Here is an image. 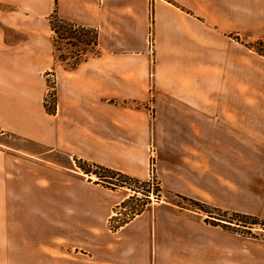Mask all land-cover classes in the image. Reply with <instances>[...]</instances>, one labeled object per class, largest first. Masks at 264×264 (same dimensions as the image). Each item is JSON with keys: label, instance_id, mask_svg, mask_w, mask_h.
Instances as JSON below:
<instances>
[{"label": "crops", "instance_id": "obj_1", "mask_svg": "<svg viewBox=\"0 0 264 264\" xmlns=\"http://www.w3.org/2000/svg\"><path fill=\"white\" fill-rule=\"evenodd\" d=\"M53 13L98 53L58 60ZM261 37L264 0H0V264H264V238L170 201L110 227L128 188L76 165L264 221V81L240 79Z\"/></svg>", "mask_w": 264, "mask_h": 264}, {"label": "trees", "instance_id": "obj_2", "mask_svg": "<svg viewBox=\"0 0 264 264\" xmlns=\"http://www.w3.org/2000/svg\"><path fill=\"white\" fill-rule=\"evenodd\" d=\"M50 28L53 31V47L55 57L62 62H66L68 64V67H75L87 55H96L98 53V50L96 49L97 32L94 28L64 21L59 18L55 13H53L50 17ZM86 33H90V36L87 37ZM56 38H59L60 40L73 41L71 44L76 45L78 48L74 52H72L71 55H69V53L67 52L60 51L55 45ZM261 42H264V37L259 38L257 42L252 43L254 45L250 44V47H248L264 57V49L255 46L256 43L259 44ZM56 51L59 52L56 53ZM68 59H71V61H69ZM45 107L48 111L52 112L54 110V103L52 105L45 104ZM76 163L78 164L77 166L81 170L86 173H94L98 177V181L106 183V185H108L109 187L125 186L127 181L139 183L144 186H151L150 179L146 181L138 180L111 168L88 163L83 160H78L76 161ZM92 167L94 169L102 170L103 172H105V174L101 171L92 170ZM113 175L121 176L122 180L120 181V183H114L110 181L111 179H114ZM154 186L156 187L155 189L157 190V192H160L159 184L156 183ZM145 196L148 197V194L146 193ZM174 196L181 199L182 201H186L189 204L198 207V210L205 212L207 214L206 219L209 220L211 223L221 224L222 226L232 229L233 231L257 237L251 232V229L255 225H260L264 227V221L259 219L257 216L233 211L228 212L226 210H221L220 208L211 206L205 202L188 198L176 193L174 194ZM129 198L130 196H128L124 201H122L116 208V215H113L109 219L110 227L117 228L120 225L124 224L135 214L139 213L148 204V200H146V202L144 203L145 205H142L140 209H135L130 215L123 218H119L118 215L122 214L119 209L125 207V204Z\"/></svg>", "mask_w": 264, "mask_h": 264}, {"label": "rangeland", "instance_id": "obj_3", "mask_svg": "<svg viewBox=\"0 0 264 264\" xmlns=\"http://www.w3.org/2000/svg\"><path fill=\"white\" fill-rule=\"evenodd\" d=\"M87 37L90 36V33H86ZM262 38V37H261ZM259 39V38H258ZM258 39H242V54H241V59H242V65H241V69H240V79L242 81V84L245 83L247 84L250 80L254 82V84L256 83V81L260 82V81H264V77L262 76V74H257L256 76L252 73V67L250 68V62L248 60V54L246 53V47H250L251 45H254L252 43L257 42ZM73 41H67V40H60L59 38H56L55 41V45L56 47L63 52H67L69 53V55L72 54V52H74L78 47L74 44H71ZM256 47H261L264 49V42L261 43H256L255 44ZM252 51V50H251ZM59 51H56V53H58ZM253 53H250V55ZM69 61H71V59H68ZM242 91H246L247 89L242 88ZM243 95V94H242ZM52 102V98L48 99V103L49 105ZM76 165H78L76 163ZM92 170H96V171H101L102 173L105 174V172H103L102 170H98V169H94L92 167ZM89 175L92 176V178H94L95 180L98 179V177L94 174V173H90ZM114 179H111V182L114 183H120V181L122 180L121 176H116L113 175ZM158 183V181H157ZM155 184L151 185V186H144L141 185L139 183H134L132 181H127V183L125 184V186L128 188V191L130 193V198L127 200L125 207L124 208H120L119 210L122 212L121 215H118L119 218H123L126 217L128 215H130L132 213V211H134L135 209H140L142 207V205H145L144 203L146 202V200H148V204L147 205H155L157 203H164L165 201H170L172 203L177 204L178 206H182V207H186L188 209H192V210H198V207L189 204L186 201H182L181 199L177 198L176 196H174V194L171 193H167V192H157V190L155 189L156 187L154 186ZM148 194V197L145 196V194ZM132 195V196H131ZM201 215H205V212L200 211ZM229 216V215H228ZM117 218V217H116ZM12 220V218H11ZM252 233L255 234L257 237L260 238H264V227L260 226V225H255L252 229H251ZM11 251V260H12V249ZM15 255L16 252L14 251ZM17 255H24L23 250H18L17 251Z\"/></svg>", "mask_w": 264, "mask_h": 264}, {"label": "built area", "instance_id": "obj_4", "mask_svg": "<svg viewBox=\"0 0 264 264\" xmlns=\"http://www.w3.org/2000/svg\"><path fill=\"white\" fill-rule=\"evenodd\" d=\"M149 49L151 51L153 49V40L152 39L150 40ZM53 92H54V80H53V77L52 76H49V80H48V92H47V97H46V101H45V104L46 105H49L48 99L53 98ZM52 103L53 102H51V104ZM150 182H151V185L157 183V180H156L155 176L153 175V173H152V177L150 178Z\"/></svg>", "mask_w": 264, "mask_h": 264}]
</instances>
